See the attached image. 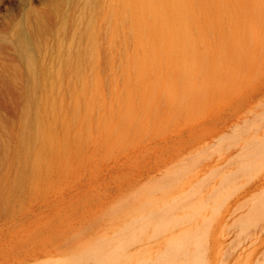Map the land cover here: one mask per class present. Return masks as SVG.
Masks as SVG:
<instances>
[{"label":"rangeland","instance_id":"obj_1","mask_svg":"<svg viewBox=\"0 0 264 264\" xmlns=\"http://www.w3.org/2000/svg\"><path fill=\"white\" fill-rule=\"evenodd\" d=\"M104 1L0 0V264H264V0L194 7L192 63Z\"/></svg>","mask_w":264,"mask_h":264},{"label":"bare ground","instance_id":"obj_2","mask_svg":"<svg viewBox=\"0 0 264 264\" xmlns=\"http://www.w3.org/2000/svg\"><path fill=\"white\" fill-rule=\"evenodd\" d=\"M90 2L91 0H88V4H90ZM104 4V20H106L109 25L113 26L114 22H122V24L127 26L129 24V18L133 17V25L144 31L146 35L145 44L149 49L153 50L155 47L168 48L170 50L169 58L174 63H192L195 61L193 55H188L185 52V54L183 53L177 40L182 38L179 29L186 31L190 28L191 21L195 20L194 7L202 5L203 0H105ZM133 7H137L138 9L135 15H132ZM150 57L154 60L156 58V56ZM26 64L29 67V72L33 74V63L28 55L26 57ZM137 64L141 67H146L145 58L139 59ZM185 72L188 73L189 70L186 69ZM178 77L180 76L178 75ZM180 78L185 83L192 81L191 75H183V78ZM37 108L31 137L25 143V145L30 148H33L37 144L47 143V139L43 135L40 116L44 107L40 104ZM48 111L52 119L57 117L58 112L54 104L49 106ZM168 224L170 223L168 222ZM159 229L163 228L157 227V230ZM183 241L184 239L172 241L171 246H174L172 255H178L180 249L183 248ZM120 245H118L117 252L122 249ZM113 252L109 254H115V252ZM109 254L108 256L112 258L113 255L110 256ZM119 254L121 257L125 256L123 251L119 252ZM166 254L164 255L166 258L165 260L168 261L172 255L169 256L171 253ZM164 256L162 255V257ZM174 256L171 259H173Z\"/></svg>","mask_w":264,"mask_h":264}]
</instances>
